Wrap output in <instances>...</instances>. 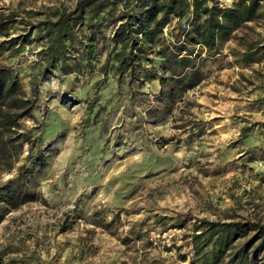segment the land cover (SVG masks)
Returning a JSON list of instances; mask_svg holds the SVG:
<instances>
[{
	"label": "rangeland",
	"instance_id": "374dc122",
	"mask_svg": "<svg viewBox=\"0 0 264 264\" xmlns=\"http://www.w3.org/2000/svg\"><path fill=\"white\" fill-rule=\"evenodd\" d=\"M75 2L0 0V19L17 15L0 42L21 37L19 51L3 53L0 63L29 98L45 45L29 24ZM176 24L163 30L168 44ZM112 31L102 25L103 44L79 31L66 52L69 74L51 70L36 79L32 118L17 129L29 142L13 151L10 172L0 170V186L31 168L37 198L15 209L0 205L2 264H189L187 235L197 220L264 221V53L255 63L240 58L245 41L264 40V18L217 53L202 51L199 84L170 106L156 100L157 80L118 88L110 63L102 71ZM86 50L93 61L78 72L73 63ZM150 59L147 69L162 75ZM36 157L43 165L33 164Z\"/></svg>",
	"mask_w": 264,
	"mask_h": 264
},
{
	"label": "trees",
	"instance_id": "16d2710c",
	"mask_svg": "<svg viewBox=\"0 0 264 264\" xmlns=\"http://www.w3.org/2000/svg\"><path fill=\"white\" fill-rule=\"evenodd\" d=\"M262 2L234 0L229 6H222L216 0H76L74 7L29 24L42 32L45 40L37 53L42 67L34 77L39 80L51 70L69 74L72 67L67 63L66 52L75 43L77 33L85 29L90 32L91 42L96 44L99 40L103 44L107 38L100 35V28L108 23L113 26L108 39L112 48L102 71L108 72L109 68L114 71L118 88L125 83L131 87L134 81L157 80L160 90L156 100L170 106L176 97L199 84L203 63L200 53H217L237 30L262 20ZM119 6L122 12L115 17ZM16 17V13L10 12L0 19V35L9 29ZM173 20L177 24L171 33L173 43L168 44L163 30ZM181 21L187 24L186 29L180 27ZM20 38L1 41L0 56L5 52L9 56L16 54ZM240 40L245 41L244 38ZM263 43L264 40L245 41L241 61L257 62L255 56L261 51L264 53ZM83 56L85 59L73 63L78 72L82 62L88 66L93 61L91 52L86 50ZM150 56L158 59L157 69L162 75L147 69L153 65ZM36 79L29 98L10 67L0 63V170L10 172L13 151L29 142L28 136L19 134L17 129L20 121L32 118L37 98ZM37 161L36 157L33 164ZM39 162L41 164L42 160ZM32 176L33 169L21 167L15 178L0 186V205L15 209L34 202L36 194L29 189ZM187 238L191 247L189 264H264V221L199 219L192 225ZM179 258L186 260L184 255Z\"/></svg>",
	"mask_w": 264,
	"mask_h": 264
},
{
	"label": "built area",
	"instance_id": "2783aa9c",
	"mask_svg": "<svg viewBox=\"0 0 264 264\" xmlns=\"http://www.w3.org/2000/svg\"><path fill=\"white\" fill-rule=\"evenodd\" d=\"M182 26H183L184 29L187 28V24L186 23L182 24Z\"/></svg>",
	"mask_w": 264,
	"mask_h": 264
}]
</instances>
